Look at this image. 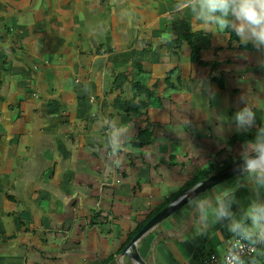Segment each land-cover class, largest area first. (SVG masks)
Here are the masks:
<instances>
[{
	"label": "crops",
	"instance_id": "crops-1",
	"mask_svg": "<svg viewBox=\"0 0 264 264\" xmlns=\"http://www.w3.org/2000/svg\"><path fill=\"white\" fill-rule=\"evenodd\" d=\"M177 5L178 0H0V264H135L122 250L150 211L179 196L194 170L229 159L227 147L239 155L242 143H226L235 123L221 122L215 113L223 95L228 101L222 103L225 108L245 105L230 97L237 95L231 86L235 80L228 69L231 61H219L216 54L224 76L222 89L208 78H191L200 91L207 81L216 91L210 102L199 101L193 109L197 116L204 111L213 115L206 112L207 120L189 121L190 126L205 127L203 135L188 143L195 161L181 144V154L175 145L174 152L167 150V158L156 157L173 137L163 136L172 129L166 130L155 118L167 115L170 123L181 124L175 120L179 109L172 97L187 99L179 85L189 76L185 69L198 66L189 61L184 42L176 53L169 49L168 39L180 27L191 26V31H198L192 39L202 54L218 35L204 32L190 12ZM95 9L105 20L84 25ZM139 24L143 28L133 33ZM99 27L101 42L94 37ZM225 40L229 48L237 49L228 35ZM120 71H125V78L117 86L112 81ZM134 80L155 92L147 111L153 136L142 147L131 142L148 116H128L124 108ZM263 101V108L252 105L256 118L263 115L256 125L264 122ZM101 118L132 126L127 151L113 154ZM203 150L207 158L201 163L197 156ZM142 152L147 158L140 157ZM110 161L119 164L108 170ZM238 177L240 173L177 206L141 235L133 251L144 264H201L209 253L220 258L230 233L218 223L208 234L198 235L193 201L235 185ZM251 196L250 187L241 183L233 211L238 213ZM104 210L119 218L113 231L108 215H101ZM101 222L105 229L108 225L105 235ZM63 245L71 251L63 252ZM75 246L81 252H73Z\"/></svg>",
	"mask_w": 264,
	"mask_h": 264
},
{
	"label": "clouds",
	"instance_id": "clouds-1",
	"mask_svg": "<svg viewBox=\"0 0 264 264\" xmlns=\"http://www.w3.org/2000/svg\"><path fill=\"white\" fill-rule=\"evenodd\" d=\"M177 6L190 12L204 32L221 34L230 30L241 44L251 43L264 52V0H178ZM125 14L131 16V12ZM233 119L237 131L255 128V133L240 146L242 163L237 166L240 177L236 184L193 201L200 225L198 235L208 234L216 224H222L230 239L218 264H264V126L256 125L248 101ZM99 123L107 126V144L113 154L127 151L125 144L131 142L132 126L104 118ZM241 183L250 187L252 196L237 213L232 206L238 203L235 191Z\"/></svg>",
	"mask_w": 264,
	"mask_h": 264
},
{
	"label": "rangeland",
	"instance_id": "rangeland-1",
	"mask_svg": "<svg viewBox=\"0 0 264 264\" xmlns=\"http://www.w3.org/2000/svg\"><path fill=\"white\" fill-rule=\"evenodd\" d=\"M104 17H105V15L102 16L100 14L99 9H95L91 13V20L85 22L84 25H86V26L95 25L96 22L100 23L101 21H104L105 20ZM106 22H108V21H106ZM189 24L192 25L191 22ZM184 25H187V22L184 23ZM136 27H138V29L137 28L133 29V33H134V30L140 31V29L143 28V25L139 24V26L136 25ZM84 28H87V27H84V26L81 27V29H84ZM185 28L192 29L191 26L180 27L181 30H183ZM89 29H91V28H89ZM181 30H179V31H181ZM139 31H136V32H139ZM97 32H100V33H97ZM224 34H225L224 37L220 36L221 34H218L215 37L214 42L213 41L211 42L210 49L206 50L205 53L203 52L200 55V58L202 60H212L215 58L216 59L219 58L218 59L219 61L228 60V61L224 62L226 64H228L229 61H231L232 64L229 66L230 68H228L229 71L232 72V75L230 76V78L235 76V80L237 79L236 81H238V82H235V80H231V86L234 87L235 88L234 90H236V92H237V95L234 94L233 97H232L233 94L230 93L231 94L230 97L233 98V103H236L237 105H245L246 101H248V103L253 105V106H255L257 104V107L263 108V107H261L262 106L261 100H264V52H262L258 49L257 50H255V49H253V50L252 49L251 50H237V49H235L234 50L232 48H229L227 46V42L225 40L227 37V34L226 33H224ZM94 37H95V40L97 42L103 41V30L101 27L94 29ZM135 39L138 40L141 38H135ZM147 40L151 41L152 39L149 38ZM234 45L236 46V43ZM216 46L219 49L218 53H215V47ZM169 47H170L169 48L170 50H171V48L174 49V44L172 43ZM212 47H214V49ZM181 52L182 51H180L179 54H181ZM216 54L218 55V58H217ZM207 69L208 68H202V67L195 66V65L188 66L185 69V76H187L188 73H189V76L184 81V83L179 85V89H180L179 91H185L186 90L187 99L185 100V99H180L177 97H172L174 104L177 103V107L179 109L178 112L175 113V114H177L175 120H177V122L178 121L181 122V124L170 123L169 121L166 120L167 115H165L164 118H161L163 120L162 121L160 119V117H162L163 115H157L154 113L155 116L157 115L155 118L156 121H159L160 123H162L163 126H166V128H165L166 130L172 129V131H167V132L165 131L166 134L163 133V136L166 135V136H170V137L172 136L173 137V138H171L172 139L171 142H168L166 144V151L164 153L159 152L156 156L157 158L158 157L167 158L168 152H174V151H172V147L175 145H176V148H175L176 152L181 154V149L179 148V145L181 144V145L187 146V147H184V149L187 152L188 157H191V159H193V161H195V159H196L195 153L190 150L188 143H191L192 141H194V138L196 137V135H199V136L203 135V133H205V132L203 131L202 128H205V127L204 126L201 127V125L200 126H190V124L192 122H189V121L194 122V121H196L197 117L200 118L202 121H204L203 119H205V120L208 119V117H207L208 114L206 115L205 113L209 112L212 114L211 111L201 112L200 116H197L198 113L194 112L193 109H194V106L197 105L199 101L203 102L205 99L207 101H209V98L214 96L215 95L214 93L216 91L214 90L215 86L213 84H212V86L210 84H208L209 81H207V84H203V88H202L203 91H200L199 87H197V88L193 87L192 79L200 77L201 80L203 78L205 80H207V77H206V74L208 73ZM217 69H218V67H217ZM232 81H234V82H232ZM176 83H174V85H176ZM208 87H210L209 92H207V90H206V89H208ZM174 88H175V86H174ZM171 91L172 90H170V92ZM194 93H196L197 95L193 96ZM227 93L229 94V91H227ZM216 94H218V98H219L220 93H216ZM242 97H243V99H242ZM218 98H216V99H218ZM222 100L219 98V102L217 105L218 109L215 113L216 115H218V120H220L221 122L235 123L234 119H233L234 114L236 113V111H238L241 108L236 107L235 105H231V108H225L222 103L226 104V102H228L226 95L222 96ZM194 101H196V103H194ZM231 101H232V99H231ZM263 103H264V101H263ZM151 113L153 114V112H151ZM147 116H148V114H147ZM170 116L173 117L175 115L171 114ZM262 116L263 115H260L258 118H256V120L257 121L260 120L262 118ZM142 118H144V115ZM147 119L151 120V117L148 116ZM144 121H145V123L148 122L147 120H144ZM171 125L173 127H171ZM144 127H145V124H144ZM159 130L160 129H158V131ZM190 130H192V132L194 130H196V131H198V134L192 133V132H190ZM233 131L242 132V131H237L236 127L232 129V133H233ZM183 132H184V134H183ZM172 133H173V135H172ZM188 133L190 136L188 135ZM160 142H161V140H160ZM227 149L230 152V153H228L230 161L234 162V161H237L240 159L239 155H237L236 153H233L229 147H227ZM167 150H168V152H167ZM203 152H205V153L200 154V156H197L200 159L201 163L204 162L207 158L206 157L207 152L204 150H203ZM140 157L141 158H147L145 156V153H143V152L140 155ZM121 162H122V159H121ZM111 164H112V166H111ZM106 165H107L108 170H109V168L110 169L116 168V164L112 163V161L106 162ZM106 184H108L107 181H106ZM106 213H107V211L104 210L101 215L107 216L108 214H106ZM118 219L119 218H117L116 216L115 217L109 216V215L107 216L109 228L112 231L114 230V228H113L114 220H118ZM99 224L101 225L100 226L101 230H102L103 234L105 235L106 230L108 229V225L106 226V229H105V227H104L105 222H101ZM115 227L118 230L117 225ZM61 248H62L63 252H65V250L71 251V250H69V247L65 248V245L61 246ZM72 249H73V252H81V249L79 246H75Z\"/></svg>",
	"mask_w": 264,
	"mask_h": 264
},
{
	"label": "trees",
	"instance_id": "trees-1",
	"mask_svg": "<svg viewBox=\"0 0 264 264\" xmlns=\"http://www.w3.org/2000/svg\"><path fill=\"white\" fill-rule=\"evenodd\" d=\"M228 35V41L232 42L234 41L236 43V48L239 50H251L253 49V45L251 43L248 44H241L239 39L236 37L235 33H232L230 30L228 32H225ZM198 34V31H191L188 28H185L177 33H174L173 37L168 39V45L170 46L172 43L174 44V50L173 52L179 51L180 45L182 42H184L189 50L188 53V59L191 63H195L198 66H204L208 67L209 71L206 75V77L213 83L217 85L219 89H222L224 87V76L222 72H220L217 69V65L219 64V61L215 58L213 60H202L200 58L201 55V49L202 47L198 46L194 40L192 39L194 35ZM125 78V71H120L116 73L113 77L112 83H115V85L119 86L121 81ZM131 97L126 99L124 101V108L125 112L128 116H140L142 114H147L148 111V100L155 96V92L153 91L152 87H146L145 85L139 83L138 81H131ZM144 120H147L148 122L145 123V127L142 129H138L136 133L133 136L132 144L136 147H142L143 145L149 143L153 136V123L149 122V120L146 118ZM257 126H264V122L258 124ZM255 133V128L250 129L248 132H233L227 139L226 143L227 145L231 146L235 142L243 143L248 140H250ZM232 161L229 159L225 160L222 164L212 166L208 165L207 167H204L202 169H196L192 172L191 177L182 185V188L180 192L177 194H181L200 180L207 177L209 174L218 171L219 169L225 167L226 165L230 164ZM176 196L169 197L165 199L162 204L157 207L154 210H151L150 213L144 218V220L138 224L135 229L132 231L131 236L134 235L136 231H138L144 222H146L154 213H156L159 209H161L163 206H165L167 203L172 201ZM95 216H98V213L95 214ZM93 216L89 219H92ZM129 237V238H130ZM102 264V263H101Z\"/></svg>",
	"mask_w": 264,
	"mask_h": 264
},
{
	"label": "water",
	"instance_id": "water-1",
	"mask_svg": "<svg viewBox=\"0 0 264 264\" xmlns=\"http://www.w3.org/2000/svg\"><path fill=\"white\" fill-rule=\"evenodd\" d=\"M242 163L239 159L234 161L225 167L209 174L204 179L200 180L190 188H188L185 192L177 196L171 202L167 203L164 207L159 209L156 213H154L143 225L142 227L134 233V235L129 239L126 246L122 250V254L128 257H131L135 264H144L138 254L133 251V247L135 246L136 241L143 235L148 229H150L156 222L163 219L167 216L173 209L187 201L190 197L196 195L197 193L203 191L210 186L217 184L237 173V166Z\"/></svg>",
	"mask_w": 264,
	"mask_h": 264
},
{
	"label": "built area",
	"instance_id": "built-area-1",
	"mask_svg": "<svg viewBox=\"0 0 264 264\" xmlns=\"http://www.w3.org/2000/svg\"><path fill=\"white\" fill-rule=\"evenodd\" d=\"M220 260L219 257H217L213 253H209L203 260L201 264H218V261Z\"/></svg>",
	"mask_w": 264,
	"mask_h": 264
}]
</instances>
